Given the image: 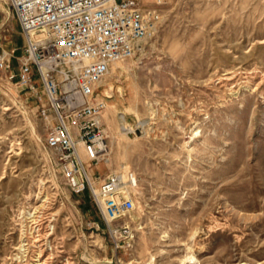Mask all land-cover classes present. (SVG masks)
Segmentation results:
<instances>
[{
  "label": "rangeland",
  "instance_id": "obj_1",
  "mask_svg": "<svg viewBox=\"0 0 264 264\" xmlns=\"http://www.w3.org/2000/svg\"><path fill=\"white\" fill-rule=\"evenodd\" d=\"M139 1L156 23L99 82L109 149L88 167L96 186L136 175L132 241L114 246L90 192L62 179L34 101L0 82V264H264V0ZM21 44L0 2V49Z\"/></svg>",
  "mask_w": 264,
  "mask_h": 264
},
{
  "label": "built area",
  "instance_id": "obj_2",
  "mask_svg": "<svg viewBox=\"0 0 264 264\" xmlns=\"http://www.w3.org/2000/svg\"><path fill=\"white\" fill-rule=\"evenodd\" d=\"M19 24L22 44L0 49V82L25 90L45 130L44 145L72 193L88 190L115 247L134 233L137 177L122 167L95 185L88 167L107 160L105 99L97 87L115 61L134 56L156 23L139 0H0ZM83 153V155H82Z\"/></svg>",
  "mask_w": 264,
  "mask_h": 264
},
{
  "label": "bare ground",
  "instance_id": "obj_3",
  "mask_svg": "<svg viewBox=\"0 0 264 264\" xmlns=\"http://www.w3.org/2000/svg\"><path fill=\"white\" fill-rule=\"evenodd\" d=\"M120 62L121 61H115L112 65L113 66H115V65H118V64H120ZM112 65H111V67H112ZM124 68V67H123ZM109 87V86H108ZM109 92L110 91H108V90H105V93H106V95L107 96H111L110 94H109ZM5 93V92H4ZM6 95H7V93H6ZM9 97V96H8ZM10 98V97H9ZM16 103V102H15ZM125 105V104H124ZM108 106H109V104H108ZM116 109V108H115ZM133 109V108H132ZM134 111V110H133ZM136 114H137V111L135 112ZM108 116V115H107ZM118 118H119V121H120V123H119V130L122 132V133H126L127 132V130L128 129H130L131 127L126 123L127 121H126V119H125V114H124V112H120L119 111V113H118ZM140 124V123H139ZM112 133V132H111ZM120 135V134H119ZM113 137V136H112ZM124 144V143H123ZM122 144V145H123ZM124 147V146H123ZM127 147V146H126ZM125 149V148H124ZM82 155H83V153H82ZM89 171H90V169H89ZM135 190V189H134ZM33 211V210H32ZM35 229V228H34ZM37 230H38V228H37ZM34 232V231H33ZM20 248V247H19ZM189 259L191 260V261H193L194 260V257L193 256H190L189 257ZM197 259V258H196ZM44 261H42V262H39V264H42Z\"/></svg>",
  "mask_w": 264,
  "mask_h": 264
}]
</instances>
